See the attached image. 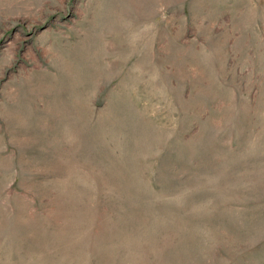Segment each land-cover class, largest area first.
Instances as JSON below:
<instances>
[{"label": "rangeland", "instance_id": "374dc122", "mask_svg": "<svg viewBox=\"0 0 264 264\" xmlns=\"http://www.w3.org/2000/svg\"><path fill=\"white\" fill-rule=\"evenodd\" d=\"M0 264H264V0H0Z\"/></svg>", "mask_w": 264, "mask_h": 264}]
</instances>
